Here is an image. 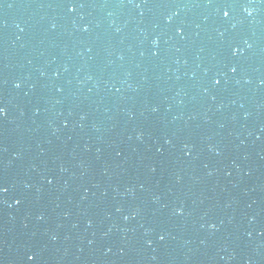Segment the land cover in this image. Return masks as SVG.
<instances>
[{"label": "water", "instance_id": "1", "mask_svg": "<svg viewBox=\"0 0 264 264\" xmlns=\"http://www.w3.org/2000/svg\"><path fill=\"white\" fill-rule=\"evenodd\" d=\"M0 109V239L264 264V0H0Z\"/></svg>", "mask_w": 264, "mask_h": 264}, {"label": "snow or ice", "instance_id": "2", "mask_svg": "<svg viewBox=\"0 0 264 264\" xmlns=\"http://www.w3.org/2000/svg\"><path fill=\"white\" fill-rule=\"evenodd\" d=\"M224 15H225V16H227V15H228V13H227V12H225V13H224ZM217 83H219V82L217 81ZM0 115H3V109H0ZM33 259H34V257H33V256H29V257H28V260H29V261H31V260H33Z\"/></svg>", "mask_w": 264, "mask_h": 264}]
</instances>
